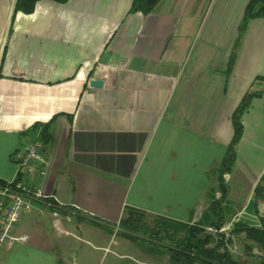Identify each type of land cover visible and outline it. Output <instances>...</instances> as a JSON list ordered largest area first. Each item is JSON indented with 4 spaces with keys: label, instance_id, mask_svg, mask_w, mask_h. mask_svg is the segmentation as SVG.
I'll return each instance as SVG.
<instances>
[{
    "label": "crops",
    "instance_id": "1",
    "mask_svg": "<svg viewBox=\"0 0 264 264\" xmlns=\"http://www.w3.org/2000/svg\"><path fill=\"white\" fill-rule=\"evenodd\" d=\"M249 2L161 0L144 14L133 0H40L26 14L0 0V181L50 138L46 174L29 181L50 199L32 202L12 233L27 239H7L0 264H169L166 241L126 235L130 210L151 227L199 224L218 202L227 224L264 226V18L242 29Z\"/></svg>",
    "mask_w": 264,
    "mask_h": 264
},
{
    "label": "trees",
    "instance_id": "2",
    "mask_svg": "<svg viewBox=\"0 0 264 264\" xmlns=\"http://www.w3.org/2000/svg\"><path fill=\"white\" fill-rule=\"evenodd\" d=\"M40 0H17L16 12L30 14L34 11L36 3ZM66 3L69 0H53ZM161 0H133V10L144 14L152 12ZM264 18V0H250L248 3L242 29L253 19ZM264 79V77H262ZM249 100H244L236 113L234 120L235 142L230 147L229 153L223 164V170H229L234 164L237 145L243 131L242 113ZM45 145L50 142L46 132L41 139ZM2 181H0L1 183ZM225 189L224 184H222ZM256 201L264 199V176L255 190ZM224 202L222 198L221 203ZM224 210L215 202L204 215L199 224H185L172 220H156L154 227L146 221L145 214L130 210L120 225L126 235L133 238V234L155 237L159 241H166L170 247L169 264H264V226L249 227L241 221H234L233 227L226 232H219L226 227ZM218 232H211L209 229ZM130 233V234H129ZM240 245L241 254L250 261H243L235 256L236 240Z\"/></svg>",
    "mask_w": 264,
    "mask_h": 264
},
{
    "label": "built area",
    "instance_id": "3",
    "mask_svg": "<svg viewBox=\"0 0 264 264\" xmlns=\"http://www.w3.org/2000/svg\"><path fill=\"white\" fill-rule=\"evenodd\" d=\"M13 159L17 165L15 178L0 183V251L7 239L21 241L27 239L25 236L18 239L12 237L14 227L32 210L34 200L50 199L41 189H33L29 185L34 175L44 177L46 174L48 159L43 141L29 142L14 154ZM49 205L52 204L49 203ZM53 216L58 218L59 212L54 211ZM228 228L223 227L219 232H225ZM209 230L214 233L218 232L212 228Z\"/></svg>",
    "mask_w": 264,
    "mask_h": 264
},
{
    "label": "water",
    "instance_id": "4",
    "mask_svg": "<svg viewBox=\"0 0 264 264\" xmlns=\"http://www.w3.org/2000/svg\"><path fill=\"white\" fill-rule=\"evenodd\" d=\"M91 87H102L103 82L101 80H92L90 82Z\"/></svg>",
    "mask_w": 264,
    "mask_h": 264
},
{
    "label": "rangeland",
    "instance_id": "5",
    "mask_svg": "<svg viewBox=\"0 0 264 264\" xmlns=\"http://www.w3.org/2000/svg\"><path fill=\"white\" fill-rule=\"evenodd\" d=\"M245 218L249 219L247 215L245 216ZM245 218H244V219H245ZM251 219H252V218H251ZM242 220H243V218H242ZM226 224H227V223H226ZM232 224H233V222H232ZM232 224H231V225L227 224V227H228V226H230V227L227 229V231H225L226 233L230 230L231 227H233ZM250 227H253V226H250ZM236 241H237L236 244H238V242H239V241H238V238H237ZM238 249H239V245H238ZM241 249H242V248H241ZM237 251H238V250H237Z\"/></svg>",
    "mask_w": 264,
    "mask_h": 264
}]
</instances>
